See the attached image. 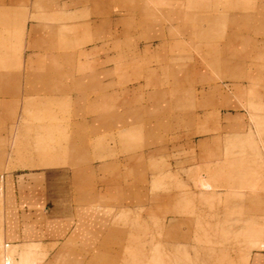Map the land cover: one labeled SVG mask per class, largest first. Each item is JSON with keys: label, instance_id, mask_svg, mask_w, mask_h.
I'll return each mask as SVG.
<instances>
[{"label": "rangeland", "instance_id": "obj_1", "mask_svg": "<svg viewBox=\"0 0 264 264\" xmlns=\"http://www.w3.org/2000/svg\"><path fill=\"white\" fill-rule=\"evenodd\" d=\"M7 1L22 9L0 14V175L74 166L86 143L137 202L114 221L123 254L97 264L264 259V0Z\"/></svg>", "mask_w": 264, "mask_h": 264}, {"label": "crops", "instance_id": "obj_2", "mask_svg": "<svg viewBox=\"0 0 264 264\" xmlns=\"http://www.w3.org/2000/svg\"><path fill=\"white\" fill-rule=\"evenodd\" d=\"M0 1L4 20L22 9L7 0ZM98 7L97 13L108 12ZM28 9L25 6L26 13ZM25 38L27 44L29 38ZM97 121L110 126L113 123L107 115ZM88 135L89 132L80 138L83 143L89 140ZM85 144L79 152L75 150L74 166L63 162L38 164L30 156V165L22 169L28 172L15 175L16 170H11L0 175L4 195L0 200V240L19 249L37 246V264H97V252L108 254L111 262L123 254L122 247L119 251L110 248V238L120 237L122 242L126 236L124 230L114 228V221L119 212L132 210L137 202L129 201L130 187L125 185L124 195L125 186L113 180V161L93 164L96 161ZM119 190L122 199L118 197ZM159 203L150 199L147 208H157ZM261 258L255 255L249 259L250 264H264Z\"/></svg>", "mask_w": 264, "mask_h": 264}, {"label": "bare ground", "instance_id": "obj_3", "mask_svg": "<svg viewBox=\"0 0 264 264\" xmlns=\"http://www.w3.org/2000/svg\"><path fill=\"white\" fill-rule=\"evenodd\" d=\"M94 22V21H93ZM97 22V21H96ZM90 23V22H89ZM97 24V23H96ZM74 29V28H73ZM200 30H201V32H203L204 30H202V28H200ZM202 34V33H201ZM203 34L207 37L208 35H209V32L208 31H204L203 32ZM28 66V65H27ZM27 68V67H26ZM4 75V74H3ZM13 75V74H12ZM22 75V74H21ZM37 75V74H36ZM26 76V75H25ZM1 77V76H0ZM3 77V76H2ZM5 77V76H4ZM22 78H23V76H22ZM6 80V79H5ZM29 81V80H28ZM29 90V89H28ZM205 90V89H204ZM204 90H202V92L204 91ZM31 92V91H30ZM28 94V93H27ZM28 96V95H27ZM29 97V96H28ZM27 99V98H26ZM24 100H25V98H24ZM29 100H30V98H29ZM24 103H25V101H24ZM28 104V103H27ZM10 249V245H7V244H4V251H5V253L1 256V263L0 264H29V261L30 260H26V259H29V258H27V256L26 255H28L27 253L25 254V257H23L22 258V261L20 260L19 262H21V263H16L15 262V260H14V256L12 257V255L9 253V252H7V250H9ZM10 251V250H9ZM11 252V251H10ZM34 255V254H33ZM23 256H24V253H23ZM29 257V256H28ZM21 259V258H20ZM37 259V258H36ZM32 260V259H31ZM27 261V262H26ZM37 261V260H36ZM33 262V261H32ZM34 264H36V262L34 263Z\"/></svg>", "mask_w": 264, "mask_h": 264}]
</instances>
